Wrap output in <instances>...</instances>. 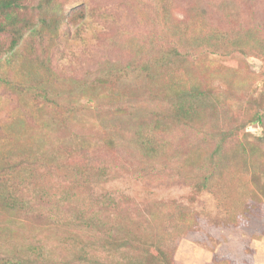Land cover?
Returning a JSON list of instances; mask_svg holds the SVG:
<instances>
[{
    "label": "rangeland",
    "instance_id": "obj_1",
    "mask_svg": "<svg viewBox=\"0 0 264 264\" xmlns=\"http://www.w3.org/2000/svg\"><path fill=\"white\" fill-rule=\"evenodd\" d=\"M58 1L59 10L48 15L61 20L58 30L45 27L41 38L23 28L13 51L11 32L0 41V74L24 79L23 88L41 93L25 90L31 106L24 108L0 88V259L36 256L40 245L41 264H57L69 258L65 237L99 240V229L87 232L48 219V211L56 210L55 195L64 203L62 196L72 201L81 193L93 201L112 195L115 208L107 223L120 230L121 240L136 239L147 255L162 249L173 264H264V197L247 201L243 217L229 205L230 196L241 200L232 196L239 174L254 191L264 190V140L258 139L264 126L243 125L264 107V0ZM170 46L183 56L166 57ZM24 66L32 72L27 75ZM122 66L130 72L118 78L120 91L112 77L98 82L103 72ZM193 87L217 104L190 127L178 123L167 98ZM155 117L164 129L158 154L149 158L135 133ZM239 127L234 139L223 142L224 165L211 190L196 191L194 179L208 168L219 134ZM2 129L8 132L3 137ZM243 139L249 145L240 149ZM30 142L42 148L34 164L17 151L10 161L3 156L5 148L23 150ZM52 160L63 166L48 171ZM100 166L105 176H97ZM83 181L90 188L81 187ZM8 194L19 200L16 207L1 201ZM27 244L35 251L24 253ZM91 251L83 247L80 254ZM97 256L101 260L103 253Z\"/></svg>",
    "mask_w": 264,
    "mask_h": 264
},
{
    "label": "trees",
    "instance_id": "obj_2",
    "mask_svg": "<svg viewBox=\"0 0 264 264\" xmlns=\"http://www.w3.org/2000/svg\"><path fill=\"white\" fill-rule=\"evenodd\" d=\"M59 1L58 0H0V41L1 38L4 37V34L7 32L12 33V39L9 43L10 50L13 51L19 44V41L23 37V33H21V29L25 28L29 31H35V33L39 37H44V35H47L46 30L48 29L50 32H53L56 28L58 30L59 24L61 23V20L57 19L55 20L54 17L51 19H48V15H52V11L59 10ZM22 10H28L29 15L24 17L20 15V11ZM38 20V22H37ZM56 21V27L54 26V22ZM37 22L38 26H37ZM47 23L45 26L44 24ZM27 27V28H26ZM46 27V30H45ZM27 31V30H25ZM24 31V32H25ZM79 35V33H77ZM229 40V38H228ZM225 41V40H224ZM171 42V41H167ZM239 44H244L245 41L243 38L240 39L238 42ZM235 47H237L236 44H234ZM251 47V45H250ZM252 50V47H251ZM263 53L264 51L261 50ZM164 55L166 57H172L177 59L179 56H183V53H180L175 46L167 47L164 50ZM23 71L26 72V74H30L32 71L28 70L24 67L20 68ZM112 74H109V73ZM108 72H103V76L98 79V82H105L106 78L112 77V86H117L116 82L118 78H121V73L123 75L128 76L130 70L129 66L125 69L123 66L120 69H116L115 71L108 70ZM120 72V73H118ZM21 81V82H20ZM19 82H16L14 80V77L8 74H0V88H7L10 90V92L14 93L17 97V100H19L20 104L26 108L28 106H31L27 101L26 98H24L23 93L25 90L32 95L34 94L36 97L40 96L41 93L38 95V91L36 87L26 86L23 88L24 79H21ZM115 86V89H116ZM111 91H113V94H115V91L121 90V89H113L110 86H108ZM123 90V89H122ZM21 92V94H20ZM177 95L174 97L167 98V104L169 105L170 109L169 111L172 112V115L178 120V123H184V125H189L192 127V124L195 123V120L200 117V112L206 111L209 107H215L217 104V101L215 102V105L213 103L210 104L207 97H209V94L201 90L200 88L193 87L190 90H177ZM220 102L218 103V105ZM256 105V102H254ZM131 109L136 108L134 105L130 106ZM211 108V110L213 109ZM216 108V107H215ZM205 113V112H204ZM203 113V114H204ZM202 114V115H203ZM45 123V122H44ZM161 120L159 118L155 117V121L150 126H143L139 127L136 130L135 135L137 138L135 139L137 144L140 145L141 151H143L147 157L152 158L154 153L158 154V146L160 145L159 142V135L162 133L164 127H160ZM180 123V124H181ZM190 123V124H189ZM248 123H258L261 126H264V107L261 108V110L254 109V112L249 116L248 119L245 120L243 125H246ZM49 124V123H48ZM47 124H45L46 126ZM168 128V127H166ZM243 128L239 127L235 131H223L219 134V141L216 143V147L213 150V154L211 156V161L209 163V166L204 173L198 174L197 178L194 179V185L196 186V191H203V190H211V182L212 180L220 173L223 165H224V157L222 152L223 142L228 139H234L237 131L238 134L240 130ZM7 135L8 132L6 129H2L1 134ZM2 134V137H3ZM237 134V136H238ZM210 139L213 138L212 136H209ZM240 138V137H238ZM244 138V137H243ZM208 139V140H210ZM259 141L264 140V135L260 136ZM241 142V141H240ZM33 143H26L23 147V150H17L13 148V146H9L8 148H5L4 157L6 159H9L12 153H15L16 151L19 153H23V157L27 161H35L37 162L40 160V157L38 154H41V146H37L36 148L32 147ZM245 140L240 143V149H243L244 147L249 145V143L244 146ZM31 145V147H29ZM253 152V151H252ZM259 152V151H258ZM4 158V159H5ZM4 162L8 160H3ZM2 161L0 160V163ZM34 164V163H32ZM63 165L59 162H54L52 160V163L47 167V170L50 171L53 167H62ZM7 168L9 169V166L5 165L2 166V169ZM246 169H248L245 166ZM80 170V169H79ZM103 167L98 168L97 176H105L106 173L103 171ZM152 170V169H151ZM150 170V171H151ZM154 170V169H153ZM82 174V177L87 179L88 176L84 171H80ZM240 172V171H239ZM33 173V168L29 170V176H31ZM147 171L145 170V174ZM218 173V174H217ZM251 176L253 178H257V175L255 173L252 174V170H250ZM261 178V176H258ZM242 177L238 176L239 185L238 188H236V193L232 196H240L241 200L239 202L234 201L233 197H229V205L231 206V209L239 212L241 214V217L245 215V213L248 211V202L247 201H253V198L255 203L259 202L264 197V190H260L259 192L254 191L253 188H250V184L243 181L241 179ZM227 180V181H231ZM81 187H87L90 188L89 184L86 181H83ZM57 198V206L56 210H49V220L50 222L53 221V223H59L61 226H67V225H77L80 229H83L85 231H90L91 229H99L100 233H102L100 239L98 240L93 236L95 239L94 241L87 240L84 243L81 242L80 236H76L69 239L65 237L62 241L65 242L68 247L70 248V251H68L69 255L66 260L67 261H61L57 264H73L74 260L83 261L86 260L88 262H93V264H120V263H126V264H173V257L169 256L166 257L165 253L162 249H159L157 254H149L147 255V250L143 247H139L138 241L132 237H126L123 240L118 238L116 234L119 231H117L113 226H110L107 223V217L111 213V210H113L115 207V200L112 197V195L108 194L107 196H103L102 198H98L96 200H90L86 196L80 193V195H77L75 198H72V201H67L68 196H62L63 202H59V197L55 195ZM245 196H250L248 198H244ZM1 201L5 204V206L14 208L17 206V203L19 200L17 198L10 196L8 194L7 197H1ZM225 199L223 200L224 206H225ZM27 206H30L31 204L29 201L24 200V202ZM59 203V205H58ZM73 203V204H72ZM50 205H56V203L52 200L49 201ZM18 208V207H17ZM20 209V208H19ZM241 209V210H240ZM242 219V218H240ZM53 225V224H52ZM83 232V231H81ZM91 232V231H90ZM138 246V247H137ZM83 247H88L91 252L88 253H81L80 251ZM41 246H37L38 254L36 256H32L33 253H27L29 251H35V248L27 244L26 245V251L24 249V253H27L23 255V257H13L7 255L6 259H0V263H5L6 261L10 262L11 264H41L39 261V256L41 255L40 249ZM132 249L139 250L141 252L135 253V251L131 252ZM99 251L103 253V256L101 257V260L99 256ZM71 255L72 258H71ZM147 255V256H146ZM150 257L152 259L146 258ZM71 258V259H70ZM140 260H142L140 262ZM77 261V262H78Z\"/></svg>",
    "mask_w": 264,
    "mask_h": 264
}]
</instances>
